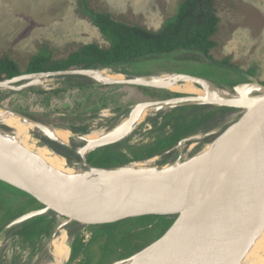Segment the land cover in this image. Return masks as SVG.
Instances as JSON below:
<instances>
[{
  "label": "rangeland",
  "instance_id": "1",
  "mask_svg": "<svg viewBox=\"0 0 264 264\" xmlns=\"http://www.w3.org/2000/svg\"><path fill=\"white\" fill-rule=\"evenodd\" d=\"M183 1L87 0V4L92 11L109 14L118 22L159 32L178 13ZM82 7L83 0H0V58L8 55L25 73L32 58L40 52H49L52 61H62L89 44L108 49L110 43L91 18L83 13ZM215 8L220 24L213 37L217 46L211 51L209 59L201 56L200 61H179L173 58L174 55H164L121 70L129 72V76L175 72L200 75L233 93V88L240 84L264 85V0H216ZM224 61L227 64H223ZM26 78H19L13 84L18 87L26 85ZM252 78L255 82H252ZM72 84L97 83L89 77L47 78L43 85L28 86L20 93L10 89L0 90V104L20 110L23 115L34 116L36 121L84 135L113 126L126 114L125 109L161 99L164 94L155 89L132 85H79L70 88ZM60 89H65L59 95L64 97L61 101L53 95V91ZM40 91L45 93L41 94ZM199 107L177 112L164 111L147 119L132 136L118 143L115 150L119 162L115 167L152 158H156L152 166L159 167L176 161L180 155L194 156L237 123L242 115L240 109L219 107L207 108L204 110L206 113L200 115L201 118L193 119L189 113ZM70 109L78 111L65 113ZM187 115L190 116L189 121L182 124V118ZM2 128L12 132L7 127ZM177 131L181 132L182 140L193 131L192 135L200 137L181 146H176L179 142L172 145ZM31 136L37 146L47 143L46 139L33 132ZM73 141L74 146H82L79 140ZM153 147H162L163 152L148 157L149 149ZM72 153L74 159L81 160L73 150ZM26 197L24 192L0 181V264H43L51 240L61 225L67 222L65 218L59 219L57 215L50 214L18 228L4 230L9 223L33 209L34 203L30 199L25 200ZM40 205L35 207L43 208ZM169 221L172 222L167 218L144 217L114 227L83 226L71 233V253L65 264H114L126 261L136 254L133 253L135 248L143 247V251L159 240L170 227ZM37 224L38 234L25 236L24 228ZM77 225L72 223L69 230ZM93 241H96V245L91 246Z\"/></svg>",
  "mask_w": 264,
  "mask_h": 264
},
{
  "label": "water",
  "instance_id": "2",
  "mask_svg": "<svg viewBox=\"0 0 264 264\" xmlns=\"http://www.w3.org/2000/svg\"><path fill=\"white\" fill-rule=\"evenodd\" d=\"M103 70L114 72L111 69H70L66 71L25 76H40L45 77L46 80L47 78L69 76L89 77L94 79L93 74ZM165 74L198 79L185 74ZM152 76L154 75H125L122 81L108 83L94 80L97 84L103 86L132 85L161 89L139 83L140 80ZM22 77L0 81V89L8 87V82L14 83ZM204 81L221 89L217 84L211 81ZM253 81L254 79L252 78V82ZM13 83L9 86L10 90L21 91L28 88V86H32L27 83L26 85L18 87ZM183 83L184 81H180L178 84L182 85ZM249 87H254L257 93L251 94L248 90ZM233 89L235 93L233 94L234 98L232 97L231 99H207L194 93H184L187 96L164 101H148L142 103L163 107L164 109L157 114L187 105L200 106V110L219 107L234 108L240 109L242 113L238 122L223 132V134L212 143L213 148L206 158L190 165L179 175L166 180L150 179L146 174L128 175L126 177V180L133 182H157L174 186L166 195L154 200L125 199L119 203L106 206L102 202L93 199H66L63 197L55 180H52L35 164L29 162L24 155H20L14 146L5 139V133L8 131L2 128L6 127L5 125H0V160L25 183L26 189L18 188L2 178H0V181L16 190L24 192L27 195L25 200L34 199L43 205L41 209L21 215L11 222L4 230L8 231L18 228L33 219L45 217L50 214H55L59 219L65 218L67 222L83 226L112 225V227H114L131 219L144 217H160L172 220V224L165 234L159 240L152 243L157 244L165 235H168L174 227L182 223L185 211L189 210L192 219L191 232L174 249L149 264H225V262L241 247L264 211V85L260 83H246L240 84ZM235 94H239V97ZM138 105L125 109L127 112L121 116V119L125 116H129L131 111ZM0 107L3 108L1 104ZM3 109L15 113L18 116L26 117L36 127L48 125L30 119L27 115H23L22 113L6 108ZM7 128L11 129L10 127ZM53 128L64 129L73 133L68 128ZM35 135L71 151L73 150L81 160L67 157L59 153L49 144H43V147L48 148L55 155L65 159L69 166H74L75 161H83L84 164L89 167V169H86L84 172L90 174L94 178L105 177L102 175H105V173L111 170H124L126 166L134 163L111 168L92 167L87 162V156L96 150L113 144L100 145L92 151L84 153L85 155L82 156L76 151L77 149H73V140L76 141V139H72L70 145H65L47 137L40 136L39 134L35 133ZM74 135L83 137L82 134ZM195 138V135H190L181 140L176 146L192 142ZM112 177L119 178L118 176ZM207 190L209 193L206 199L202 204L199 203L197 196H201ZM183 195V213L167 214L166 212L168 209H170ZM141 251L137 252L126 261L134 259Z\"/></svg>",
  "mask_w": 264,
  "mask_h": 264
},
{
  "label": "bare ground",
  "instance_id": "3",
  "mask_svg": "<svg viewBox=\"0 0 264 264\" xmlns=\"http://www.w3.org/2000/svg\"><path fill=\"white\" fill-rule=\"evenodd\" d=\"M93 78L99 82L108 83L122 81L125 76L103 70L94 73ZM20 79L22 80V78ZM26 79H28V84L32 86H40L46 82V78L40 76H30ZM180 81H184V83L179 85L178 83ZM12 83L13 82H8V87L0 90H8ZM139 83L181 93H194L207 99H231L234 94L229 89H218L203 80L179 75L176 76L173 74L154 75L140 80ZM194 83L200 84L201 87L196 88ZM248 90L251 94L257 93L254 87H249ZM235 95L239 97V94ZM163 109L164 108L161 106L151 104L138 105L131 111L129 116L123 117L113 126L94 130L83 135V137L74 135L68 130L54 129V126L45 125L43 127H36L26 117L18 116L1 107L0 125L11 128L12 132L5 133V139L14 146L20 155H24L29 162L35 164L47 176L55 180L64 198L71 200L93 199L108 206L110 204L119 203L125 199L154 200L163 197L173 189L174 186L157 182H133L126 180V177L128 175L139 174H146L150 179L154 180H166L175 177L190 165L206 158L210 154L213 144L207 145L194 156L180 155L176 161L166 163L159 167L152 166L156 159L152 158L148 161L130 164L126 166L124 170L116 169L107 173L104 172L105 175L102 176L105 177L94 178L90 174L84 172L86 169H89V167H87L83 161H75V167L69 166L65 159L55 155L48 148L37 146L35 142L32 141V132L65 145H70L72 139L79 140L83 146L75 147L73 144V149H77L76 151L83 156L85 155L84 153H88L100 145L122 143L132 136L135 129L145 122L146 119L155 116ZM106 116H108L107 113ZM199 137L200 135L196 136L195 139ZM112 176H118L119 178H113ZM0 178L9 181L18 188L26 189L25 183L1 160ZM208 193L209 191L207 190L201 196H197L198 202L202 204ZM183 211L184 195L168 209L166 213L181 214ZM191 220L190 211L186 210L183 215L182 223L174 227L160 242L146 248L132 260L116 262L114 264H149L174 249L191 232ZM71 225L72 222H66L61 225L55 238L50 242L49 253H46V259L42 262L43 264H65L67 262L71 253V233L83 227V225H77L75 228L69 230ZM225 264H264V211L241 247L225 262Z\"/></svg>",
  "mask_w": 264,
  "mask_h": 264
},
{
  "label": "trees",
  "instance_id": "4",
  "mask_svg": "<svg viewBox=\"0 0 264 264\" xmlns=\"http://www.w3.org/2000/svg\"><path fill=\"white\" fill-rule=\"evenodd\" d=\"M215 5L216 0H184L179 6L178 13L166 22L164 28L159 32H152L138 26L118 22L109 14L94 12L89 8L87 0H83V13L91 18L93 23L110 43L108 49H104L97 44H89L62 61H52L49 52H40L32 58L29 68L25 73L20 70L15 61L5 54L0 58V81L25 75L66 71L70 69H112L117 72L123 67L164 55H174L173 58L179 61H200L201 56L209 59L211 50L217 46L213 37L218 32V26L220 24ZM223 64H227V61H224ZM79 85L72 84L70 88H75ZM81 86L103 87L99 84ZM64 90L53 91V95H55L57 100L61 101L64 98L63 96H59ZM40 92L41 94L45 93L44 91ZM1 106L20 113V110L3 105V103H1ZM55 110L60 111L62 109L56 108ZM204 110L196 108L193 114H191V117L193 119L201 118L200 115L206 113ZM77 111L76 109H70V111L67 110L65 113H77ZM27 116L29 115L27 114ZM29 117L36 120L34 116ZM202 121L206 122L205 119H202ZM185 122L186 120H183L182 124ZM194 132L189 133L192 135ZM180 140H182V134L177 131L176 136L172 139V145H176ZM47 143L58 148H63L51 141H47ZM164 144L163 146H165ZM118 145L106 146L92 152L88 155V164L97 168L115 167L119 162L118 153L115 150L118 148ZM161 148L153 147L149 149L148 157H154L162 153ZM125 163H128V161L122 164ZM30 200L34 203L33 205H40L36 200ZM170 223L172 224V222ZM38 224L28 226L24 229L25 236L32 237L37 235L36 227H38ZM95 243L96 241H93L91 246L96 245ZM142 248H135L133 253L141 251Z\"/></svg>",
  "mask_w": 264,
  "mask_h": 264
},
{
  "label": "flooded vegetation",
  "instance_id": "5",
  "mask_svg": "<svg viewBox=\"0 0 264 264\" xmlns=\"http://www.w3.org/2000/svg\"><path fill=\"white\" fill-rule=\"evenodd\" d=\"M146 88H149V87H146ZM151 89H155V88H151ZM155 90H158V91H161L162 93L164 92V94L163 95H161V99H158V100H154V101H164V100H169V99H173V98H180V97H184V96H187L186 94H184V93H179V92H175V91H169V90H163V89H155ZM195 106H181V107H177V108H174V109H172V110H170L171 112H177L178 110H184V109H186V108H188V110L189 109H191V108H194ZM187 110V109H186ZM191 114H193V112L191 113H189V115L190 116H192ZM189 115H187L186 117H184V118H182L183 120H186V121H189V118H190V116ZM49 144V143H48ZM51 147H53L55 150H57L58 152H65V153H62L63 155H65V156H69V157H72L73 158V153H72V151L71 150H69V149H67V148H58L57 146H54V145H51V144H49ZM62 149V150H61ZM157 156V155H156ZM155 157V156H154ZM32 206H34L35 207V205H32ZM33 207V209L31 210V211H33V210H37V208L35 207L34 208ZM43 207V206H42ZM10 224V223H9ZM28 227V226H27ZM24 229H26V228H24Z\"/></svg>",
  "mask_w": 264,
  "mask_h": 264
},
{
  "label": "crops",
  "instance_id": "6",
  "mask_svg": "<svg viewBox=\"0 0 264 264\" xmlns=\"http://www.w3.org/2000/svg\"><path fill=\"white\" fill-rule=\"evenodd\" d=\"M215 36V35H214ZM214 40V39H213ZM212 50H214V49H212ZM211 50V51H212ZM199 63V62H198ZM124 69V67L122 68V70ZM112 70V69H111ZM121 69L119 70V71H117L116 73H118V74H122V75H126V76H129L130 74H129V72H125V71H122ZM114 71V70H113ZM115 72V71H114ZM175 73H178V72H175ZM178 74H184V73H178ZM185 75H190V76H192V77H195V78H198L199 80H207V81H211V80H209V79H207V78H204V77H202V76H200V75H191V74H185ZM133 76H139V75H133ZM211 82H213V81H211ZM213 83H215V82H213ZM194 86L196 87V88H200L201 86H200V84H198V83H194ZM140 87V86H139ZM170 90V89H169ZM171 91H173V90H171Z\"/></svg>",
  "mask_w": 264,
  "mask_h": 264
}]
</instances>
